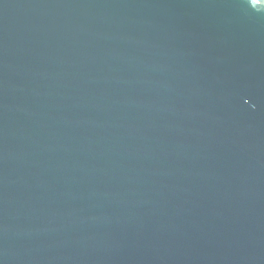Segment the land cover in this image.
I'll use <instances>...</instances> for the list:
<instances>
[{"label":"water","instance_id":"1","mask_svg":"<svg viewBox=\"0 0 264 264\" xmlns=\"http://www.w3.org/2000/svg\"><path fill=\"white\" fill-rule=\"evenodd\" d=\"M0 264H264V0H0Z\"/></svg>","mask_w":264,"mask_h":264}]
</instances>
